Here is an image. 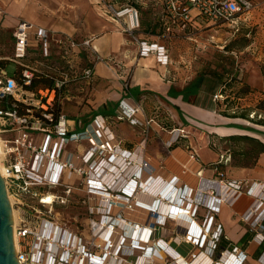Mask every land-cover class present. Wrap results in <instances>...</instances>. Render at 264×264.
Listing matches in <instances>:
<instances>
[{
    "label": "built area",
    "instance_id": "built-area-1",
    "mask_svg": "<svg viewBox=\"0 0 264 264\" xmlns=\"http://www.w3.org/2000/svg\"><path fill=\"white\" fill-rule=\"evenodd\" d=\"M91 2L101 16L113 22L121 32L129 36L130 41L137 45L139 56L154 54L156 60L166 66L173 63L168 47L164 43L149 41V33L140 30L143 11L149 13L150 22L156 25L157 37L168 41L171 38L192 39L194 31L199 29L202 21L237 27L244 20L242 17L254 6L252 0ZM139 31L142 33L139 34ZM12 36L11 53L0 54V166L4 172L6 192L12 206L13 237L19 264H118L120 251L143 252L149 248L153 253L154 250L163 248L159 243L161 238L155 236L167 216L162 222L153 223L149 221L153 216L149 215L152 211L149 209L145 225L142 226L131 220L126 223L124 215L126 207L130 206L137 193V181L134 177L136 173L140 174L144 182L150 183L147 170L150 171L152 165L149 156L143 153V147L123 148L121 140L110 129L109 118L102 114L93 115L83 127L84 122L80 119H70L60 109L57 112L59 105L72 98L75 92L83 93L90 89L94 82L96 64H108L110 59L98 53L91 37L78 40L66 33L48 31L24 20L17 22ZM82 51L85 53V62L82 60ZM230 53L237 62L240 58L238 51ZM8 62L16 66L13 74L6 70ZM234 69L237 70L238 76L243 73L241 66L235 65ZM232 75L228 72L224 74L223 82L212 94V100L221 109L227 108L230 101L235 104L226 110L244 106H252L254 109L261 99L260 92L250 88L242 90V82L232 79ZM33 77L49 78L51 84L30 88ZM133 112H138V107H134ZM117 116L119 119L123 118L120 114ZM151 122L149 119L143 122V132L148 130L147 126ZM174 132L178 133L169 134L165 139L168 147L179 136L185 135L182 129H176ZM222 157L223 155L220 156L218 165L224 163ZM187 162L196 163L198 168L192 169L196 174L200 173L202 166L192 154H188ZM217 164L214 167L215 177L206 180L215 182L220 187L222 195L216 198L215 210L219 211L223 202L233 203L241 193L253 196L255 206L244 215V221L252 229H257L255 236L258 235L259 241H263L264 185L253 181L243 192L242 183L246 181L223 180L224 172ZM182 170L184 171L183 166ZM170 176L164 183L170 187L169 190L176 191L174 198L177 197L178 202L185 199V194L192 189L190 202L194 206L191 215L194 219L193 216L200 205L193 200L196 197L195 188L187 183H178L179 179L175 175ZM76 180L85 192L83 197H80V202L85 204L89 228L96 230L98 227L100 231L95 232L91 241L83 243L82 234L57 225L50 215H41L39 220H34L32 224L20 216L16 219L12 197L17 203L38 211L35 206L27 204L26 198L35 197L37 204L41 205L64 203V198L68 200L66 196L74 188ZM257 186H260L258 191ZM43 189L56 192L53 193V200L43 201L47 196L44 195ZM221 189L225 190L224 193ZM162 198L164 202H169L167 196ZM210 210L209 207L202 228L198 223L197 234H191V240H194L197 248L192 258L204 249L213 253L215 244L222 235L221 224L214 220L216 211L212 208L211 214ZM96 216L99 218L95 219ZM128 228L132 229L131 234ZM211 228L212 236L208 237ZM144 232L147 240L141 236L137 238ZM114 237L116 242H113ZM122 238L125 240H121ZM95 239H100L101 242L96 243ZM118 241L120 245L117 251H111ZM209 241L212 242V247L208 246ZM227 252L234 254L235 261L238 260L237 264H242L247 258V254L238 246L224 248L222 254Z\"/></svg>",
    "mask_w": 264,
    "mask_h": 264
},
{
    "label": "crops",
    "instance_id": "crops-1",
    "mask_svg": "<svg viewBox=\"0 0 264 264\" xmlns=\"http://www.w3.org/2000/svg\"><path fill=\"white\" fill-rule=\"evenodd\" d=\"M122 1L119 0V2ZM0 9L2 10L0 14L1 55L5 54L6 42L13 43L12 32L20 20L48 31L66 33L78 40L92 38V44L98 53L104 58H109V63L98 62L91 88L83 93L75 92L73 97L64 103L81 105V114L87 112L86 107L90 108L92 112L90 117L100 106L116 103L115 114L104 116L113 119L115 134L121 140L123 148L131 149L141 146L143 140L151 141L154 136L151 135L149 139L148 137L154 131L159 133L155 138L159 136L162 142H165L169 134H177L178 132H174L176 129H182L185 132L184 137L179 136L175 141L171 149L174 154L166 156L162 162L161 174H180L181 164L185 162L197 169L196 163L187 162L188 154H192L202 166L199 174L203 178H214V167L223 152L227 161L217 166L226 173L225 181L231 179L246 182L259 181L264 185V170H262L264 169V152L259 153L252 164L235 163L234 149H230L235 141L228 139L230 136L249 135L263 143L264 139L259 131L256 132L249 127L253 125L241 121L244 118L230 117L218 112L221 108L211 97L221 81L219 72L213 71L212 78L210 75L202 74L200 86L196 92L193 91L195 94H188V84L198 75L191 72L184 75L181 69L178 70L169 48L168 53L173 61L171 65L160 64L154 54L139 56L137 45L132 43L129 36L121 32L113 22L101 16L91 0H0ZM242 18L244 20L240 22L241 25L248 26L249 24L246 23L248 16L245 15ZM221 25L226 24L218 26ZM140 30L149 33L147 36L149 41L164 43L168 47L167 41L157 37L156 25L150 22L147 11L141 13ZM141 31L139 34L142 33ZM261 32L263 37L259 46L264 48V29ZM252 44L248 42L242 50H238L240 59L246 53L245 49L249 50ZM243 59L244 80L248 86L260 92V100L264 105V56L251 55ZM82 60L86 61L83 51ZM64 103L61 105H65ZM134 107H138V112H133ZM119 114L123 118H117ZM81 116L83 115H75L72 118L85 120ZM148 119L152 120L151 133L148 128L147 132L141 134L143 131L138 129L142 130L143 122ZM245 143L246 149L251 146L250 143L246 141ZM157 154L160 152L150 154L152 161L150 162L156 168ZM257 171L259 174L256 173ZM185 176L187 175H183ZM186 181L189 183V179ZM253 199L251 195L241 193L233 203H221L214 220L221 224L222 234L227 239L228 245H237L239 249H242L247 254V261L250 264H264V248L260 249L259 236H255L257 229H252L244 221V215L255 206ZM235 262L237 263L238 260Z\"/></svg>",
    "mask_w": 264,
    "mask_h": 264
},
{
    "label": "rangeland",
    "instance_id": "rangeland-1",
    "mask_svg": "<svg viewBox=\"0 0 264 264\" xmlns=\"http://www.w3.org/2000/svg\"><path fill=\"white\" fill-rule=\"evenodd\" d=\"M252 2L254 6L251 9V11L247 14L248 19L246 23L249 24L248 26H244V24L241 25V23H239L237 27L236 26L233 27L227 24L218 26L219 23L202 21L201 26L198 27L199 29L197 31L196 30L194 31V36L192 37V39H185V38L169 39L167 41L168 48L170 49L172 58L176 62V67L178 68V70L181 69L180 71L184 75L189 74V72H191L195 75L207 74L208 76L210 75V77L212 78L213 71L219 72L221 74L220 72L221 68L219 66L220 64L218 63L220 56L222 57L228 56L230 55L229 54L230 51L242 50L248 44V42H252L253 44L250 46L248 52L246 51V53L242 55V61H244L243 58H246L247 56L251 57V55L253 57H258V56L263 57L264 48L260 47L259 43H261V38L263 37L261 31L264 29V0H252ZM7 40H9V37H7ZM8 42L9 41L6 42V45L4 47L5 54L11 53L12 44L11 42H9L10 44L8 45L7 44ZM223 51H227L228 54H224ZM227 61L230 60L227 59ZM6 70L9 74H13L16 71L15 64L12 62H8L6 64ZM205 78L207 77L205 76ZM28 101L33 102V100H28ZM66 103H64L65 105H59L60 111L64 113L68 118L74 119L75 121L77 118H72V117H74L75 115H83L81 116L82 118L84 117L85 119V120H81L82 122L85 121L83 127L86 124H88L91 117L95 115L93 114L90 117L92 112L88 107H86L87 112L85 114H81V110H80L81 105H68ZM233 104L235 103H233V101H230L227 108L225 109L222 108V110L219 109L218 112L225 113L227 116L230 117H234L231 115H242L241 113H245L246 115L244 117H241L244 118L243 120L247 119L252 124H260L264 126V122H262V120H264V105H262L261 100L256 103L254 109L252 108V106H250L249 108H245L244 106L241 108L237 107L233 110L231 109L226 110L230 107V105H232L233 107L234 106ZM248 114L250 118L248 117ZM109 120H110V129L115 134V130L113 128V123H112L113 119L110 118ZM150 125L147 126V129L150 128ZM249 127H251V129H253L256 132L259 131L262 134V138L264 139V130L257 129L255 128L254 125ZM138 130L143 131L141 129ZM138 130L136 129V133L138 132ZM204 130L206 131L205 128ZM149 132L151 133V128L149 129ZM144 133L145 132H141V134ZM156 133L157 132L154 131L153 134L151 133L149 135L148 139L151 137V135L154 136V138L151 141L146 140L147 146H145L146 141H143L140 145L141 147H143V153H146V155L149 156L150 161H151L150 154H154V153L156 154V152L158 153L160 152V154L156 155L158 156L157 158L158 163L156 165L157 168L153 166L151 161L150 163L152 164V167H150V171L147 170L150 183L144 182L142 177H140L139 173H136V175L134 176L137 181V185H136L137 193L134 199H132L130 206H127L126 210L124 211L126 223L128 222V220H131L132 222H137L139 225L144 226L145 221L147 220L146 216L147 213L149 214V211L147 207L143 206L144 205L143 203H148L151 202L152 200L158 203L164 201L162 197L160 198V195L152 192V189H154L158 185H161L166 180H169L171 177L170 174L169 175H166V173L161 174L162 167L160 168V166L163 165L162 162L164 161L166 156L174 154V152H171V149L173 148L175 142L168 147L165 144V142H162L159 136L158 138H155L159 134ZM230 149L232 150L234 149V154L236 156L235 157V163H236L240 159V157L238 156V151H240L241 149L245 150L246 143L245 141H235L233 142V147H231ZM222 155H223L221 159L222 162H226L224 158L225 153L222 152ZM0 160H1V154H0ZM242 161L244 163H249L253 161V158L243 157L241 159V162ZM128 164L131 165V163ZM181 165L183 166L184 171L181 169L180 174L174 173V175L179 179L178 183H182V182L187 183L186 180L189 179L188 185L195 188L196 197H194L193 200L195 202H199L200 205L193 217L197 221V223L200 224L202 228L203 220L205 218L208 208L209 207L211 208L210 211L212 214V208L214 210L216 209L215 207L217 203L216 198H219V195L222 194L220 193L218 186H214V185L209 186L208 184H204L203 182H206L204 180H208V178H203L202 175L196 174V171H194L192 167L189 166L186 162L182 163ZM221 165H223V163ZM256 173L259 174L258 171ZM183 175H187V176L183 177ZM223 175H224L223 180H226L225 177L226 173H224ZM209 179H213V177ZM78 182H79L78 180L74 182V188H72L71 192L66 196L68 197V200L67 198H64L65 201L64 203L58 202L57 204L55 203V205L53 206L52 204L49 203L41 205V204H37V199L35 197L30 199L26 198L27 204L31 206H35L38 211L32 210L29 206L25 204L17 203V201L12 197L11 200H12L13 208L15 210L14 213L16 215V219L20 216L32 224L34 220H39L41 215H50L53 218V220L56 221L57 225L61 227H66L69 230H73L74 233L76 231V233L78 232L82 234L83 243L84 241H91V237L95 236V232H97L98 227L96 228V230H92L89 228L90 225L88 222L89 221L88 217L86 215L85 204L80 202L81 199L80 197L81 196L83 197L85 192L84 190H82L81 186H78ZM251 182L253 181L242 183L244 185L243 192H245L248 189ZM43 190H44L43 192H45L44 195L45 194L51 195V199L53 200V195H54L53 193L56 192H53L52 189H43ZM257 198L259 197H256V199ZM210 205H214V206H210ZM152 211L155 214L157 212V209H154ZM215 211L216 212H214V217H216L217 213L219 212L217 210ZM149 215L152 216V214ZM98 218H99L98 216L95 217V219ZM151 219L152 220L149 221H152L153 223L159 221L157 220L155 215H153ZM160 227L161 228H158L159 232L156 234L157 236H155L156 238L158 239L163 238V240L166 241L169 247L177 251L182 258L186 260L190 259V257L192 258V255L197 251V248L195 247L194 240H191L190 238L192 236L191 235L192 233L190 232L186 233V231H184V229L186 228L184 224L179 223L175 219H171L167 217L165 222L161 224ZM262 234L264 235V232ZM211 236H212V228L208 232V237ZM97 241H99V243L101 242L100 239H97L96 243ZM208 246L212 247V242L209 241ZM158 250H159L160 258L151 257V262L149 264H180L175 258V255H173L170 251L166 250L165 248H159ZM208 250L209 249L206 250L204 249L201 251V253H204L206 257H209L211 261H214V264L216 261L221 260L224 255V253L222 254L224 248H220L218 253L215 252L211 253V251ZM98 253H100V249ZM150 253L151 251L149 250V248H147V250L143 252L136 250L133 253H131L129 250H125L124 254H127V260L120 262L118 259L117 262L118 264H144V261L141 262L137 258L139 256H143V257L148 255L151 256ZM145 264H148V262ZM242 264H250V263L247 261L246 258Z\"/></svg>",
    "mask_w": 264,
    "mask_h": 264
},
{
    "label": "bare ground",
    "instance_id": "bare-ground-1",
    "mask_svg": "<svg viewBox=\"0 0 264 264\" xmlns=\"http://www.w3.org/2000/svg\"><path fill=\"white\" fill-rule=\"evenodd\" d=\"M244 123H247V124H252L249 120L245 119V120H242ZM254 125L255 127L259 128V129H262L264 130V126L263 125H260V124H252ZM1 153V151H0ZM0 174L2 175V177L4 176V172L0 166ZM204 184H208L209 186L210 185H214V186H218L219 188V191H220V187L217 183L215 182H203ZM170 187H168L166 185V183H162L161 185H158L156 186L154 189H152V192L154 193H157L158 195H160V198L163 197V196H167L168 197V200L169 202H154L153 200L151 202H148V203H143L145 207H147V209L149 210H154V209H157V212L154 214L153 211L150 212V214L152 213V215H155V217L161 222L162 219H164V217H169L171 219H175L177 220L179 223H182L186 226V228L184 229V231H186V233H194V234H197L198 232V223L195 219H193L191 217V214L193 213V210H194V206L193 204L190 202V199H191V196H192V189L187 192L185 194V199L183 200H180L178 202V198H174L176 196V191H174V189H171L169 190ZM260 188V186H257L256 190L258 191ZM151 190V189H150ZM169 190V191H168ZM222 193H224V189L222 190ZM256 191V192H257ZM9 198V197H8ZM10 200V198H9ZM44 202H50L51 201V196L50 195H47L44 197ZM172 202H174V204H172ZM213 202V200H212ZM11 203V201H10ZM215 203V202H214ZM217 205V203H216ZM212 206V205H210ZM148 214V213H147ZM13 220H14V217H13ZM158 222V223H160ZM13 224H14V221H13ZM130 234L132 233V229L128 228ZM139 236H141L143 239H146L147 240V235L146 233L144 232L143 234H139L137 236V238H139ZM106 238H108L106 236ZM191 239H193V237H190ZM110 240V238H109ZM121 240H125L124 238H122ZM117 239L114 237V241L113 242H116ZM16 243V242H15ZM161 244V246L163 248H165L166 250L170 251L173 255H175V258L177 259L178 263L180 264H214V261H212L211 263V260L209 257H206V255H204V253H197L195 254V257L194 258H191V259H184L181 257V255H176V252L175 250H173L172 248L169 247V245L166 243V241H164L162 238H161V241L159 242ZM118 245L119 244V241L115 244V246H112V249L111 251L115 252L117 251L118 249ZM122 246V245H121ZM119 246V247H121ZM149 254V252H148ZM151 256H139L137 259H139V261H144L145 263H150L151 262V257H155V258H160V254H159V251L158 249L154 250V252L151 254ZM118 259L119 261L123 262V261H126L127 260V254H124V251H120V253L118 254ZM216 264H237L235 262V256L233 253H230V252H227V253H224L223 257H222V260Z\"/></svg>",
    "mask_w": 264,
    "mask_h": 264
},
{
    "label": "trees",
    "instance_id": "trees-1",
    "mask_svg": "<svg viewBox=\"0 0 264 264\" xmlns=\"http://www.w3.org/2000/svg\"><path fill=\"white\" fill-rule=\"evenodd\" d=\"M224 54H228L227 51H223ZM230 55L228 56H220L218 63L220 64V72H221V81L219 83V85L223 82L224 80V74L226 72L228 73H232V79L234 80H238L240 82H242L243 87L242 90H247V89H253L256 90L254 88H251L250 86H248V84L245 82L244 80V72H245V67H244V62L242 61V59L239 58V60L236 62L235 58L233 57V55L231 53H229ZM227 59H229L230 61H227ZM217 63V65H218ZM236 66H241L243 68V73L241 75H237V70L234 71V67ZM202 82V76L198 75L196 76L189 84L188 87L189 90L187 91L188 94H195L197 88L200 86ZM51 84V79L49 78H45V77H33L32 81H31V85L30 88H36L38 86H50ZM186 89V88H185ZM195 91V92H193ZM117 104L114 103V105H102L100 106L97 110H95V114H102L104 115H113L115 114V110H116ZM59 111V108L57 109V112ZM242 115H231V116H236V117H244L246 114L245 113H241ZM262 122H264V120H262ZM228 139L232 140V141H246L248 143L251 144V146L247 149H241L240 151H238V156L240 157V159L238 160V162H236V164H240V165H246V164H252L254 163L256 157L258 156L259 153L264 152V143L260 140H258L257 138H254L252 136L249 135H232L230 136ZM233 156V155H232ZM235 156V154H234ZM243 157H250L253 158V161L249 162V163H244L243 161L241 162V159ZM235 158V157H234ZM219 166V165H218ZM188 184V183H187ZM243 238V237H242ZM244 240H246L244 238ZM227 239L224 238L223 234L220 236V238L218 239V241L215 244V253L219 252L220 248H232L233 246H237V245H228L227 244ZM260 249L264 248V240L260 242L259 244Z\"/></svg>",
    "mask_w": 264,
    "mask_h": 264
},
{
    "label": "water",
    "instance_id": "water-1",
    "mask_svg": "<svg viewBox=\"0 0 264 264\" xmlns=\"http://www.w3.org/2000/svg\"><path fill=\"white\" fill-rule=\"evenodd\" d=\"M0 264H19L13 237V212L0 174Z\"/></svg>",
    "mask_w": 264,
    "mask_h": 264
}]
</instances>
